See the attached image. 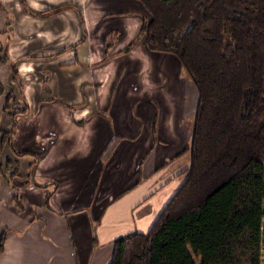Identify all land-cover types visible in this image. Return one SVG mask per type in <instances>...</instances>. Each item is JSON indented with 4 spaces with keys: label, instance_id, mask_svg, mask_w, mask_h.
<instances>
[{
    "label": "crops",
    "instance_id": "1",
    "mask_svg": "<svg viewBox=\"0 0 264 264\" xmlns=\"http://www.w3.org/2000/svg\"><path fill=\"white\" fill-rule=\"evenodd\" d=\"M26 3L35 13L57 11L33 16L24 12L19 0H0V55L4 58L0 84L5 86L0 94V129L9 131L15 123L13 148L17 153L34 154L14 155L7 143L0 152L2 166L10 158L18 169L16 175L4 171L0 177V233L6 231L0 264H108L114 241L132 232L149 231L183 183L191 162L187 147L197 89L185 78L177 56L152 51L139 37L149 14L137 0ZM110 34L114 41L106 56L111 58L103 61L102 47ZM13 66L22 81V93ZM150 70L161 84L163 78L177 74L175 86L184 82L188 98L180 109L164 115L161 92L152 87L149 100L157 102L159 115L156 132L170 135L157 136L156 142H139L127 153L126 175L119 172L108 181L99 174V150L104 143L96 136L109 128L116 130V122L112 110L105 112L101 102L109 98L111 83L129 84L131 78L145 77ZM14 84L17 109L2 110ZM169 99L170 94H165L164 100ZM25 107V114L17 113ZM144 108L135 111L144 118L138 127L151 132L155 106ZM99 113H107L108 118ZM109 164L104 167L108 169ZM102 184L114 193L128 191L108 208L103 222L101 208L84 210L87 197Z\"/></svg>",
    "mask_w": 264,
    "mask_h": 264
},
{
    "label": "trees",
    "instance_id": "2",
    "mask_svg": "<svg viewBox=\"0 0 264 264\" xmlns=\"http://www.w3.org/2000/svg\"><path fill=\"white\" fill-rule=\"evenodd\" d=\"M49 16L57 9L33 12ZM139 37L174 54L198 94L190 166L147 232L114 241L108 264H261L264 260V0H137ZM0 61L4 58L0 55ZM17 89L23 84L13 66ZM0 84V94L3 93ZM14 90L1 108L11 106ZM27 108L17 113L25 114ZM0 129V152L12 146ZM33 167V166H32ZM4 171L18 174L8 158ZM6 231L0 233V251Z\"/></svg>",
    "mask_w": 264,
    "mask_h": 264
},
{
    "label": "rangeland",
    "instance_id": "3",
    "mask_svg": "<svg viewBox=\"0 0 264 264\" xmlns=\"http://www.w3.org/2000/svg\"><path fill=\"white\" fill-rule=\"evenodd\" d=\"M113 41L114 35L110 34L109 38H107L106 44L102 47V52L104 56L103 61H108L111 58V56L109 55L106 56V52L111 47ZM122 53H125V51ZM95 65L99 64L95 63ZM184 75L186 76H184L185 78L191 80L185 72ZM175 81H179V76L174 73L173 75H171L170 79L166 80L165 78H163L161 84L158 82V78L152 75V72L150 70L145 72V77L141 75L139 76V78H131L129 84L128 82H124L122 85H120L119 80H116L115 82L109 85V98L104 103L101 102V104L105 112L112 110V114L116 122V130H114L113 128H109L107 132L98 133V135L96 136L98 142L101 145L104 143V146L101 147L102 149L99 150V164L101 165V167L99 166L100 176L103 175L104 177H107L108 181H110L112 178L118 175L119 172L121 176L126 175V167H123V164L129 151H132L137 146V144L143 140L156 142L158 139L157 136H159V139H163L164 136L170 135V132L162 133L160 130L159 133L156 132V129L158 130L156 121L159 118L158 106L156 101L150 102L149 98L152 95V87L159 88V91L161 92V114L167 115L171 111H176L177 109H180V105L182 104L184 98H188V91L185 89L184 82H182L181 86L176 83L178 86L177 88L174 83ZM192 84L194 86V83ZM1 86L4 90V93L5 86ZM12 86L14 90L15 84ZM165 94H170L169 100H164ZM16 104L17 102H11V106L9 109H11V107H15L14 109H17ZM149 104L155 106L151 122V132H143L142 128L138 127V124H141L144 118H142L141 116H137L135 111H142L143 109H145L144 106ZM119 114L120 119L118 117ZM98 116L102 118H108L107 113H99ZM153 138L155 140H153ZM189 147L190 144H188L187 147V150L189 152L188 155H190ZM108 161L110 162V164L107 169L106 167H104V165ZM101 186L102 187L99 190L95 189V192L92 194V197H87V200L85 201L87 206L86 208H84V210L89 213V209L91 207L98 209L101 208L102 211L100 214V218H102L103 222L104 219L108 218V208H111L114 205V202L121 201L122 198H125L128 195V191L119 194L114 193L111 190L110 186L105 187L104 184H102ZM52 193L53 191L51 190L49 196H47V201L51 198ZM134 215H136V212H134ZM194 260L196 264H201L198 258L194 257ZM261 264H264V260Z\"/></svg>",
    "mask_w": 264,
    "mask_h": 264
}]
</instances>
